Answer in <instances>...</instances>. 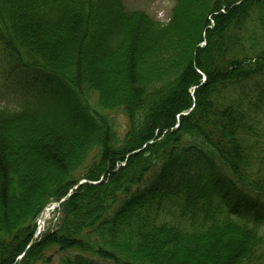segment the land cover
Returning a JSON list of instances; mask_svg holds the SVG:
<instances>
[{
    "label": "trees",
    "instance_id": "obj_1",
    "mask_svg": "<svg viewBox=\"0 0 264 264\" xmlns=\"http://www.w3.org/2000/svg\"><path fill=\"white\" fill-rule=\"evenodd\" d=\"M0 53L46 79L0 106V264H262L264 0H0Z\"/></svg>",
    "mask_w": 264,
    "mask_h": 264
},
{
    "label": "rangeland",
    "instance_id": "obj_2",
    "mask_svg": "<svg viewBox=\"0 0 264 264\" xmlns=\"http://www.w3.org/2000/svg\"><path fill=\"white\" fill-rule=\"evenodd\" d=\"M128 10H143L147 12L152 18L167 22L172 14V10L175 5V0H123ZM205 77V75H204ZM202 78L204 81L206 78ZM45 77L41 76L37 71L28 70H15L9 65L7 60L0 53V106L18 109L21 105L31 96H33L39 89L40 83L45 81ZM254 91L259 92L260 87L252 85ZM193 92V90H192ZM258 97V96H256ZM257 100V98H255ZM260 107L257 108L256 117L260 120V123L264 129V96L260 100ZM114 117L117 119L118 131L123 137L126 133L128 126V118L122 110L114 111ZM262 148L264 149V137H261ZM263 152V150H262ZM81 172V168L79 169ZM78 172V173H79ZM86 182V179H82L76 186ZM229 193V194H228ZM241 195L239 201H248L247 204L239 205V210L242 214L257 217V215H264V202L257 200L255 194L252 192H239ZM224 194L230 201L236 200L237 192L229 189H224ZM69 197V196H68ZM68 199V198H67ZM66 199V200H67ZM237 201V200H236ZM58 204L54 202L50 203L43 211L38 219V234L37 236L48 230L55 229L61 222L62 214L58 209ZM254 206V208H252ZM232 207V206H231ZM262 222V221H261ZM264 229V221L262 222ZM52 250V251H51ZM47 256H50V260H42L36 264H60L61 258L65 255L58 248L51 249ZM97 264H113L110 261L102 260L95 257ZM264 264V260L262 262Z\"/></svg>",
    "mask_w": 264,
    "mask_h": 264
},
{
    "label": "water",
    "instance_id": "obj_3",
    "mask_svg": "<svg viewBox=\"0 0 264 264\" xmlns=\"http://www.w3.org/2000/svg\"><path fill=\"white\" fill-rule=\"evenodd\" d=\"M76 188V187H75ZM68 196H70V193L66 196V197H64L62 200H61V202H63V201H65L67 198H68ZM58 205L60 204V202L59 203H57Z\"/></svg>",
    "mask_w": 264,
    "mask_h": 264
}]
</instances>
